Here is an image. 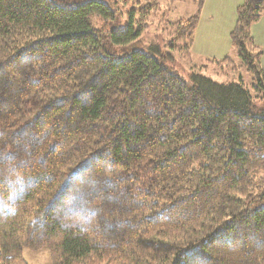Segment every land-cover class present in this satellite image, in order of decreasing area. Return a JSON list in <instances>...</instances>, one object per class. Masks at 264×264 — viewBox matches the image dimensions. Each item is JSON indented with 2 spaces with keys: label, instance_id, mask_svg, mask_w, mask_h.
Wrapping results in <instances>:
<instances>
[{
  "label": "trees",
  "instance_id": "1",
  "mask_svg": "<svg viewBox=\"0 0 264 264\" xmlns=\"http://www.w3.org/2000/svg\"><path fill=\"white\" fill-rule=\"evenodd\" d=\"M197 1L0 0V264H264V0L229 34L248 85L179 70Z\"/></svg>",
  "mask_w": 264,
  "mask_h": 264
},
{
  "label": "rangeland",
  "instance_id": "2",
  "mask_svg": "<svg viewBox=\"0 0 264 264\" xmlns=\"http://www.w3.org/2000/svg\"><path fill=\"white\" fill-rule=\"evenodd\" d=\"M224 1L225 0H202L201 13L196 28L200 30V33L202 34V44L200 45L201 49L203 48L207 49V47L212 45L213 43H216V46H219L220 44L224 43V37H226V35L220 36L218 34V30L223 26V24L227 26L226 24L227 17H226ZM158 4L162 8L167 6L169 7L170 9L169 20L172 22H176L177 20H187L195 16L199 9L197 0H158ZM234 15L236 18V9ZM258 24H259L258 26L259 28L261 29L264 28L263 17L261 18ZM152 29L154 28L152 27ZM221 48L224 50V52L221 53L224 54L223 57L217 55H209L208 53L196 52L193 51V47H192L193 55L191 57V61L189 62L182 61V65L179 70L183 73V71L187 70L189 66L206 65L207 64L205 62L206 60L221 61V59H223L224 57H229L230 60L238 68L236 73L231 72L228 75L216 74L219 72V68L217 66H210L207 70H205L204 72L205 76L211 77L215 82L218 83H231V82L238 83L240 77H242L243 81L247 85L252 84V78L249 75V73L246 72L243 66H241L242 64L239 61L236 52L231 47L229 48V50L226 46H222ZM164 49H166V47ZM260 49L262 52L261 66L264 70L263 48ZM22 257L27 264H51L50 256L46 249H40L37 251L24 249L22 252Z\"/></svg>",
  "mask_w": 264,
  "mask_h": 264
},
{
  "label": "crops",
  "instance_id": "3",
  "mask_svg": "<svg viewBox=\"0 0 264 264\" xmlns=\"http://www.w3.org/2000/svg\"><path fill=\"white\" fill-rule=\"evenodd\" d=\"M242 1L243 0H225L224 1L226 17H227L226 18L227 26L223 24V26L218 30V34L220 36L226 35V37H224V43L220 44L219 46H216V43H213L212 45L208 46L207 49L205 48L201 49L200 45L202 44V34L200 33V30L196 29L195 35H194V42H193V51L200 52V53H208L209 55H217V56L223 57L224 54H221V53H223L224 50L221 47L226 46L228 50L230 48L229 34L235 23V15H234L235 9H237V7L242 3ZM262 17L264 18V14ZM258 26L259 24L254 25L251 28V35L254 41L256 42V44L260 48H263V56H264V28L261 29ZM225 40L227 41V43ZM213 57H216V56H213Z\"/></svg>",
  "mask_w": 264,
  "mask_h": 264
}]
</instances>
